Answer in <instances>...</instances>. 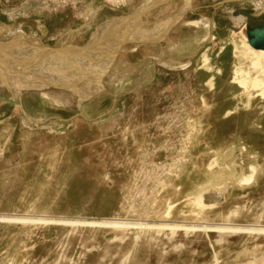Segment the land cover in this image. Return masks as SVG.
Instances as JSON below:
<instances>
[{
	"label": "rangeland",
	"instance_id": "1",
	"mask_svg": "<svg viewBox=\"0 0 264 264\" xmlns=\"http://www.w3.org/2000/svg\"><path fill=\"white\" fill-rule=\"evenodd\" d=\"M146 1L98 93L0 87V264H264V86L235 81L260 0H0V41L82 48Z\"/></svg>",
	"mask_w": 264,
	"mask_h": 264
},
{
	"label": "bare ground",
	"instance_id": "2",
	"mask_svg": "<svg viewBox=\"0 0 264 264\" xmlns=\"http://www.w3.org/2000/svg\"><path fill=\"white\" fill-rule=\"evenodd\" d=\"M112 1L118 5H122L126 3L131 4L134 0ZM180 1L181 0H179V3H181ZM183 1L184 9L183 11L181 10L182 14L187 10L190 3V0ZM260 1L261 2L258 5L259 12L264 10V0ZM154 5L156 4L146 1L141 8L136 10L134 13H131V15H129L124 20L104 24L101 29L99 28L97 31L98 33L95 36H92L90 43L82 48L71 45L55 49H39L35 47L31 48V45L26 44L25 40H23L21 37H16L13 40L11 39L12 41L10 40L7 42L0 41V87L5 86L7 89L9 88L8 91H10L15 96L34 90L37 91L44 100L57 105L74 103V101L71 100L72 96L70 95V99L66 90L71 88L72 85H75L72 86V94L74 91H76V95H80L81 93H78L76 90L79 88H76V84H80L79 82L82 81L83 83H81L84 85L85 81L83 80H87V82H85L86 84H89L90 82V84H93L94 82L96 86L94 89L95 92L93 94L96 92L98 93L103 89L100 79L110 70L111 66L114 64L116 57H118L116 55L117 51L123 49L122 47H124V45L128 42L130 43L135 40H151L150 38L152 36L147 35V32L149 31L148 28L151 26H149L147 22L143 20V17ZM92 13L98 14L95 10L88 7L84 14H82V17L85 20H90L92 18ZM180 17H176V21H179ZM175 19H172V23L170 21V23L167 22L166 25L159 24V29H162L159 30L161 32L156 34L154 33L155 36L158 34L157 38L160 39L159 37L163 36H160V34L165 31L167 26L173 25V23L176 22ZM240 21H243V19H240L239 22ZM192 24L197 25L199 23L196 22ZM168 29L170 28L168 27ZM168 29L165 32H168ZM150 32L153 31H149L148 34H150ZM152 34L153 33H151V35ZM250 46L245 43L243 48L245 55L247 57L249 56L250 58L251 71L247 73V76L243 75L244 72L242 70L237 71L236 76L240 74L241 78H235V81H239L241 85L249 86L250 89L255 90L264 86V50H254L253 47L251 46V48ZM184 67H186V65H184L183 68ZM113 68H115L114 70L116 71L117 68ZM46 70H49V72L46 73ZM61 78H66L67 81L69 80V83H67V81L66 83L57 82V85L59 83L60 85L65 86V89L50 87L51 85L49 86L52 80ZM70 80H76V84L73 83L71 85ZM52 84H54V82ZM73 89L75 90L73 91ZM88 92H90V89ZM88 92L87 95H90ZM75 93L73 95H75ZM79 104L80 102L77 104V106H79ZM25 121L26 123L30 124V120L26 119ZM251 178L252 177H249V179Z\"/></svg>",
	"mask_w": 264,
	"mask_h": 264
},
{
	"label": "water",
	"instance_id": "3",
	"mask_svg": "<svg viewBox=\"0 0 264 264\" xmlns=\"http://www.w3.org/2000/svg\"><path fill=\"white\" fill-rule=\"evenodd\" d=\"M250 45L257 50H264V26L247 32Z\"/></svg>",
	"mask_w": 264,
	"mask_h": 264
}]
</instances>
